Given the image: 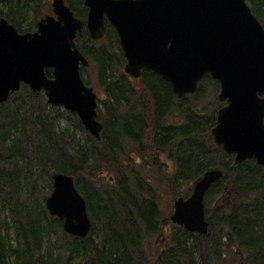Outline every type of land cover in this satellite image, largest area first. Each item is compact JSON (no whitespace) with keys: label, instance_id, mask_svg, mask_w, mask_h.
<instances>
[{"label":"trees","instance_id":"trees-1","mask_svg":"<svg viewBox=\"0 0 264 264\" xmlns=\"http://www.w3.org/2000/svg\"><path fill=\"white\" fill-rule=\"evenodd\" d=\"M67 2L76 16L86 17L83 0ZM248 2L264 24V0ZM40 4L0 0V17L21 32L32 31ZM77 43L97 65L105 90L101 139L86 132L92 144L86 146L60 126L56 112L61 107L29 86L0 105V264H232L226 247L236 252L234 264H264V166L254 158L236 164L213 142L211 130L223 105L219 82L206 75L194 94L181 99L151 70L144 69L139 79L125 72L114 28L100 45L87 30L78 34ZM147 154L153 161L147 167L154 169L144 175L136 164ZM159 155L175 162L174 171H163ZM104 165L110 177H104ZM209 168H221L224 176L206 194L210 230L202 235L164 214L158 182L171 189L186 183L178 196H189L194 181ZM159 170L158 178L149 173ZM56 172L73 175L87 200L93 222L87 237L65 232L63 221L39 201V194L44 199L50 194Z\"/></svg>","mask_w":264,"mask_h":264},{"label":"water","instance_id":"water-1","mask_svg":"<svg viewBox=\"0 0 264 264\" xmlns=\"http://www.w3.org/2000/svg\"><path fill=\"white\" fill-rule=\"evenodd\" d=\"M92 38L106 32L105 17L114 25L127 57L125 70L138 78L144 68L170 82L180 98L193 94L210 74L221 85L212 136L235 162L255 158L264 165V25L247 0H86ZM54 14L37 22L35 31L20 32L0 18V104L22 84L44 91L52 105L79 115L85 128L101 139L97 94L81 76L88 59L77 46L84 20L65 0H53ZM51 69V76L47 70ZM209 169L188 197L174 200L171 220L188 231L205 234V196L223 176ZM46 199L50 214L64 230L86 237L92 229L85 197L74 176L57 172Z\"/></svg>","mask_w":264,"mask_h":264},{"label":"rangeland","instance_id":"rangeland-1","mask_svg":"<svg viewBox=\"0 0 264 264\" xmlns=\"http://www.w3.org/2000/svg\"><path fill=\"white\" fill-rule=\"evenodd\" d=\"M39 9H40V14L38 15L39 17H42L48 13H53L52 0H41V4L39 5ZM31 21H32V19L29 20V22H24V28L25 29L31 27V25H30ZM98 45H100L99 42H98ZM82 74H83L85 80H87L89 82V84L94 87L95 91L98 94L99 102H100V97L105 98L106 94H105L104 88L100 85L97 65L94 62H91V64L82 68ZM207 100H211V97L210 96L207 97ZM207 100L205 99L203 101L206 103ZM199 102H202V100H199ZM212 110H216V106L213 107ZM56 114L59 118L60 126L63 129H68L69 131H72L73 133L78 135V137H80L82 139L83 143L86 144V146H90L91 142L87 141L86 135H85V133L88 131L85 129L83 124L80 122V119L78 118V116H75L74 114H72L71 112L66 110L64 107H61V109L58 110L56 112ZM149 156L150 155L147 154L146 157H144V156L142 158L139 157L138 164H136L137 168H139L140 171H142L144 175H145V173H148V170L152 171V169H154L153 167H147V166L152 165V162H153L151 157H149ZM159 159L163 160L162 165H161L163 171H165V172L174 171V169L176 167L175 162L173 160H171L167 155H165V156L159 155ZM99 169H100V167H99ZM103 169L105 171L103 173L104 177H110L111 172L109 171V169H107L106 166ZM97 173H98V176H100L99 171ZM149 173H151L152 176L156 175V177L158 178L159 174H160V170L156 171V172H149ZM48 178H49V175L47 174V179ZM98 179H100V177ZM43 182L44 181H42V184H46ZM187 187H188V184L183 183L180 187H174V189H171L169 184H167L165 182H161V181L158 182V188H159V194L158 195H160L159 196L160 205L162 207L164 214L166 216L168 215L169 218L173 212L174 198L177 197L178 194L184 193L183 190H185ZM38 197L40 198V199L38 198L39 201L43 202L45 205L46 198L44 199L41 194H39ZM10 234L12 237L13 236L12 232ZM53 238H54V236H53ZM93 238L95 240H99V236H97V235H93ZM223 245H224V247L226 246V243L224 241H223ZM226 249L227 250H224V254L229 259V262L234 264L233 263L235 261L234 256L236 253L234 248L233 247H226Z\"/></svg>","mask_w":264,"mask_h":264},{"label":"bare ground","instance_id":"bare-ground-1","mask_svg":"<svg viewBox=\"0 0 264 264\" xmlns=\"http://www.w3.org/2000/svg\"><path fill=\"white\" fill-rule=\"evenodd\" d=\"M85 1H86V0H85ZM85 6L87 7V10H88L89 7H88V5L86 4V2H85ZM69 7L71 8L70 5H69ZM71 10H72V8H71ZM72 11H73V10H72ZM88 13H89V10H88ZM88 13L86 14V17H85V18H83V17H80V18H82V19H87V17H88ZM96 42H97V43L100 42V39H98Z\"/></svg>","mask_w":264,"mask_h":264},{"label":"flooded vegetation","instance_id":"flooded-vegetation-1","mask_svg":"<svg viewBox=\"0 0 264 264\" xmlns=\"http://www.w3.org/2000/svg\"><path fill=\"white\" fill-rule=\"evenodd\" d=\"M84 1V4H85V0H83ZM89 10V9H88ZM88 10H87V13H88ZM108 28H113V27H111L109 24L107 25V29ZM88 33H89V31H88ZM107 35V34H106Z\"/></svg>","mask_w":264,"mask_h":264}]
</instances>
